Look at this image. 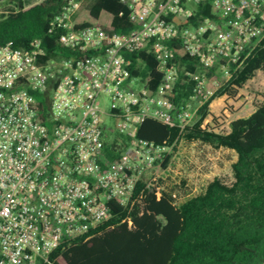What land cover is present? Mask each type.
I'll return each mask as SVG.
<instances>
[{"label":"built area","instance_id":"built-area-1","mask_svg":"<svg viewBox=\"0 0 264 264\" xmlns=\"http://www.w3.org/2000/svg\"><path fill=\"white\" fill-rule=\"evenodd\" d=\"M121 1L136 25L127 33L98 24L77 27L87 0L65 4L50 30L59 32L69 56L50 55L40 38L27 48L13 41L0 46V264H53L61 245L114 226L111 200L125 207L122 222L131 226V211L146 188L157 198L170 191L177 204L203 190L176 169V152L199 107L241 68L246 47L264 38V0ZM207 2L218 19L183 25L169 19L191 18ZM177 40L204 67L221 63L222 76L187 71L198 82L191 97L198 105L189 102L175 119L168 94L180 77L172 46ZM140 51L158 61L162 78L154 89L152 78L132 73L130 54ZM148 118L172 126L177 121L180 136L164 144L138 137ZM110 130L132 138L114 160L106 154Z\"/></svg>","mask_w":264,"mask_h":264},{"label":"trees","instance_id":"trees-1","mask_svg":"<svg viewBox=\"0 0 264 264\" xmlns=\"http://www.w3.org/2000/svg\"><path fill=\"white\" fill-rule=\"evenodd\" d=\"M69 0H40L25 7L16 0L18 9L0 12V46L9 41L27 48L36 39H42L50 55L70 51L58 41L59 32L50 30V21L63 10ZM201 17L218 19L211 2L195 8L191 18L170 17L179 25L195 23ZM77 27L98 24L120 33L136 27L130 9L121 0H91L75 18ZM180 77L168 98L173 101V115L187 106L197 81L187 71L208 77L222 76L221 63L211 68L201 65L180 40L173 41ZM249 52L233 78L218 89L198 109L199 118L189 126L185 137L200 140L215 148H230L237 153L232 163L233 180L213 178L199 193L177 204L170 191L160 198L146 188L141 203L131 211L133 224L122 222L127 210L118 201L109 202L113 227L104 226L90 238H79L58 247L53 253V264H264V100L248 116L233 119L229 129L218 131L211 124L202 123L211 113L210 103L224 94L235 95L258 71L264 72V38ZM132 73L152 78L154 89L162 74L152 52L130 54ZM40 101L44 96L36 92ZM180 136L177 121L169 125L153 118L146 119L139 128L138 137L156 143H172ZM132 138L114 130L105 133L106 154L117 159L129 147ZM177 150V147L174 148ZM170 156L164 166L168 165ZM143 188L140 183L138 190ZM177 189L176 186L170 190Z\"/></svg>","mask_w":264,"mask_h":264},{"label":"rangeland","instance_id":"rangeland-1","mask_svg":"<svg viewBox=\"0 0 264 264\" xmlns=\"http://www.w3.org/2000/svg\"><path fill=\"white\" fill-rule=\"evenodd\" d=\"M90 1L85 2L86 7H89ZM263 100L264 72L258 71L242 88H238L235 95L217 100L212 105L211 112L215 116L209 124L218 131L227 130L233 119L250 115L256 109V104ZM192 107L196 105L192 104ZM236 158L237 153L232 149L215 148L200 140L188 141L185 137L178 147L174 164L181 176L198 183L197 191H201L215 177L231 182L232 163Z\"/></svg>","mask_w":264,"mask_h":264},{"label":"crops","instance_id":"crops-1","mask_svg":"<svg viewBox=\"0 0 264 264\" xmlns=\"http://www.w3.org/2000/svg\"><path fill=\"white\" fill-rule=\"evenodd\" d=\"M19 1L22 2L25 7H28V6H31V5L39 2L40 0H19ZM17 9H18V6H17L16 0H0V12H2V11L13 12V11H17ZM224 97H226V94H224L221 97L214 99L210 104V111H212V105L217 100L223 99ZM229 127H228V129H229ZM189 140H194V139H188V141ZM228 149H230V148H228Z\"/></svg>","mask_w":264,"mask_h":264}]
</instances>
